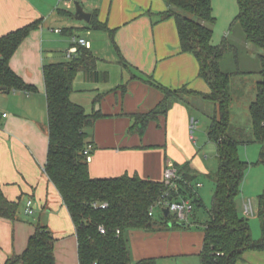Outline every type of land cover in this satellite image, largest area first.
<instances>
[{
	"label": "crops",
	"instance_id": "obj_1",
	"mask_svg": "<svg viewBox=\"0 0 264 264\" xmlns=\"http://www.w3.org/2000/svg\"><path fill=\"white\" fill-rule=\"evenodd\" d=\"M82 1L92 18L95 16L108 31H114V41L109 32L93 29L91 21L86 23L74 18L75 0H0V36L40 21L39 28L22 43L10 61L12 70L27 84L36 86L38 93H4L0 89V187L10 201L25 199V212L28 201L32 200V215L37 210L41 214L53 212L54 218L62 221L61 230L47 227L56 239V264H79L75 226L61 195L44 171L49 128L43 68L61 63L55 60V45L59 40L67 39V57L73 37L84 39L99 59L98 70L109 75L107 82H94L79 73L71 97L88 113L97 109L106 116L96 122L87 140L94 147L89 162L92 178L136 174L143 179L162 182L169 165L191 161L194 168L197 153L190 131L192 122L197 121L189 105L191 99L202 107L204 103L194 97L186 102H174L165 117L151 122L140 135L131 131L134 126L131 116L153 110L164 96L158 89L134 78L135 75L152 77L172 90L186 87L201 93L210 92L207 83L199 77L197 59L181 51L175 20H159L157 15L168 10L164 0ZM92 32L106 34L102 45L95 37L92 39ZM98 97L101 100L96 105ZM38 226L40 223L26 224L18 216L14 222L0 217V264L14 255H21ZM153 234L131 230L127 235L134 263L143 259H156L157 262L159 259L160 262L177 256L199 257L203 249V231ZM152 236L161 242L151 243ZM186 236L198 238V244L189 243L186 247L179 243L180 238ZM238 264H264V251L246 252Z\"/></svg>",
	"mask_w": 264,
	"mask_h": 264
},
{
	"label": "trees",
	"instance_id": "obj_2",
	"mask_svg": "<svg viewBox=\"0 0 264 264\" xmlns=\"http://www.w3.org/2000/svg\"><path fill=\"white\" fill-rule=\"evenodd\" d=\"M164 1L168 10L157 15L159 20H175L181 51L197 59L199 77L207 83L210 92L201 93L186 87L172 90L158 84L152 77L141 73L135 75L134 78L158 89L164 97L153 110L131 116L134 120L131 131L143 135L151 122L168 114L174 102H186L194 97L214 105L208 138L217 146L219 167L213 177L209 176L216 188L199 258L201 264H238L246 252L264 251V192L257 199L263 234L260 242L253 240L249 220L241 216L237 206L249 167L240 157V146L258 144L261 148L259 163L264 166V57H261L262 81L257 85L256 100L250 107L252 137H249L244 129L231 123L230 88L233 75L221 70V62L227 54L237 50L227 39L221 46L212 44L216 22L213 0ZM238 5L239 14L235 23L241 26L248 43L264 51V0H238ZM39 25L40 21L34 22L0 36V88L5 87L11 92L38 93L36 86L27 84L12 70L10 61ZM91 26L109 32L114 41V31H108L95 16ZM98 62V57L90 48L80 47L74 59L43 68L49 128L44 171L61 195L75 226L79 264H157L156 259L132 261L127 233L131 230L161 232L184 224L173 215L164 216L165 222L154 221L150 210L164 193L169 194V200H190L195 210L206 207L197 192L198 182L195 181L198 177L190 162L173 165L177 171L173 188L164 181L147 180L136 174L109 179L90 176L89 162L83 151L96 122L106 116L97 109L88 113L71 97L79 73H83L88 81L109 80L107 72L98 70ZM122 64H125L124 60ZM100 100L101 97H98L95 104H99ZM19 204V201L8 200L0 187L1 218L16 221ZM101 227L105 229L104 234L100 232ZM55 243L56 239L49 229L38 226L26 250L21 255L10 257L5 264H56Z\"/></svg>",
	"mask_w": 264,
	"mask_h": 264
},
{
	"label": "rangeland",
	"instance_id": "obj_3",
	"mask_svg": "<svg viewBox=\"0 0 264 264\" xmlns=\"http://www.w3.org/2000/svg\"><path fill=\"white\" fill-rule=\"evenodd\" d=\"M79 4L86 11V5L82 0H77ZM76 14V13H75ZM74 14V18H75ZM239 14L238 0H213V16L216 19L213 25L214 36L212 44L214 46H221L224 39L233 45L237 52H231L225 56L221 62V70L224 73L232 74L230 93L232 101L230 105V118L233 126L244 129L249 137H252V120L250 116V107L255 102L257 96V85L262 81L260 75L261 71V57H264V51L256 48L248 43L241 26L235 23ZM235 23V24H234ZM208 26V24H206ZM210 26V25H209ZM95 41H99L102 45V40L107 38L106 34L92 32ZM84 37H90L83 34ZM80 38V37H78ZM67 39L59 40L55 45V60L63 62L66 57L65 50L67 49ZM73 42V40H72ZM70 46V45H69ZM48 60V54H45ZM68 60V59H67ZM116 69V68H114ZM115 76L114 70L112 77ZM82 77V75L80 76ZM80 81L82 78H79ZM83 83H86L85 81ZM190 100V108L193 116L197 121L195 127L191 129L190 135L193 136V144L196 148L197 158L194 164V172L198 177L195 181L199 182L202 187L198 188V194L205 203L204 208H197L193 212L187 228L177 226L176 228H169L165 231H205V226L210 220L208 211L212 206V197L215 192V182L209 176H214L219 167V160L217 154V146L208 138V129L211 124V118L214 115L215 107L213 104L203 102L204 107ZM47 118V113H46ZM261 148L258 144L241 145L239 153L241 159L249 164L246 172L245 181L242 187V193L237 200L239 213L244 218L249 220L252 238L255 242H260L263 238L261 230V222L257 212V199L264 192V166L259 163ZM190 164L192 163L191 161ZM25 199H23L18 208V217L26 224L49 227L51 230H61L62 221L54 218V213H43L39 210L34 215H28L25 212ZM246 205L252 206L253 214L247 212ZM34 208V207H33ZM195 215V217H194ZM153 219L156 222H165L162 209L154 208ZM40 221V222H39ZM181 223V222H180ZM130 232V231H129ZM129 232L127 235H129ZM156 233V232H149ZM155 235V234H153ZM175 241L179 239L173 238ZM151 243H159L157 238L149 239ZM179 243L186 246L191 244H198V238L186 236L180 238ZM130 242V241H129ZM180 245V244H179ZM163 261V262H162ZM159 262V259H158ZM157 262V264H158ZM159 264H201L199 257L183 256L173 257L168 260H160Z\"/></svg>",
	"mask_w": 264,
	"mask_h": 264
},
{
	"label": "built area",
	"instance_id": "obj_4",
	"mask_svg": "<svg viewBox=\"0 0 264 264\" xmlns=\"http://www.w3.org/2000/svg\"><path fill=\"white\" fill-rule=\"evenodd\" d=\"M56 32L61 33L60 30H57ZM80 47L90 48L89 43H87L84 39L73 37V45L67 52V58L69 60L74 59L78 55V50ZM195 124L196 122L193 121L191 129L195 127ZM93 151H94L93 145L90 143L87 144L83 151V154L86 157L88 162H91L92 160ZM176 175H177V171L174 168V166L169 165L164 173V182L168 187L170 188L174 187L173 181L177 177ZM200 187H201L200 184L196 185V188H200ZM168 196H169L168 193H164V195H162V199H160V201H158L156 205L151 208L150 214L153 215L154 208H160L162 210L168 208L170 210V215H173L176 218V220H178L181 223H188L191 220V217L193 216V212L195 210L193 203L190 200H179V201L169 200ZM105 207L106 206H103V208ZM246 210L247 212H250L251 214H253L251 205H246ZM26 213L28 215H32L34 213L32 200H29L27 203ZM100 232L104 234L105 229L101 227Z\"/></svg>",
	"mask_w": 264,
	"mask_h": 264
},
{
	"label": "water",
	"instance_id": "obj_5",
	"mask_svg": "<svg viewBox=\"0 0 264 264\" xmlns=\"http://www.w3.org/2000/svg\"><path fill=\"white\" fill-rule=\"evenodd\" d=\"M76 20L78 21H84L86 23H90L92 15L87 13L84 8L79 4L78 2L76 3V14H75ZM1 91L4 93H9L10 90H8L5 87L0 88ZM164 216L168 218L170 216V210L168 208L162 210ZM181 227H186V224H180Z\"/></svg>",
	"mask_w": 264,
	"mask_h": 264
}]
</instances>
